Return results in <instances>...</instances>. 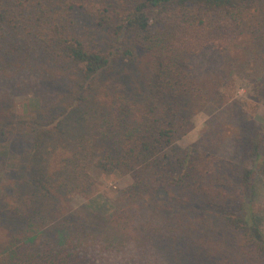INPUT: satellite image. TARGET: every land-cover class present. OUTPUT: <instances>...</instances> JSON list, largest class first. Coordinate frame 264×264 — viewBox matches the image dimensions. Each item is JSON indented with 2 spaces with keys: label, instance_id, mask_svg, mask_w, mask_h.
Here are the masks:
<instances>
[{
  "label": "rangeland",
  "instance_id": "rangeland-1",
  "mask_svg": "<svg viewBox=\"0 0 264 264\" xmlns=\"http://www.w3.org/2000/svg\"><path fill=\"white\" fill-rule=\"evenodd\" d=\"M5 7L20 9L23 19L0 38V257L17 239L24 251L48 250L65 229L68 245L85 249L100 243L105 230L111 235L121 229L118 243L100 245L105 253H96L95 264H157L142 254L129 259L133 246L145 240L132 234L133 227L149 221L144 233L164 235L166 212L176 209L170 232L189 231L192 238H182L190 243L184 241V263L177 264H264V249L213 207L216 194L236 190L246 162L248 141L238 123L264 130V12L239 30L236 47L232 41L224 62L230 69L228 102L219 108L207 102L191 117L193 128L162 150L160 159L167 158L160 173L153 165L127 167L121 158L105 162L125 144L107 130L114 108L146 106L148 52L128 35L117 36L114 25L100 24L90 0H11ZM41 10L45 16L37 18ZM62 24L86 49L110 59L96 85L44 40ZM183 101L188 115L195 102ZM261 153L264 158V145ZM252 183L245 216L264 243V178L254 172ZM93 200H100L96 211L86 206Z\"/></svg>",
  "mask_w": 264,
  "mask_h": 264
},
{
  "label": "trees",
  "instance_id": "trees-1",
  "mask_svg": "<svg viewBox=\"0 0 264 264\" xmlns=\"http://www.w3.org/2000/svg\"><path fill=\"white\" fill-rule=\"evenodd\" d=\"M8 1L5 4L0 2L2 39L7 38L6 30L7 34L11 35L12 31L16 30L17 23L23 19L22 16L18 17L20 9L8 10L5 7L11 0ZM90 1L100 24L114 25L117 36L128 35V38L142 46L149 55L150 90L146 106L143 109L134 104L121 103L114 108L107 130L112 129V136L117 140H124L125 144L120 150L114 147L111 153H116L117 156L108 154L105 162L110 164L112 160L121 158L127 167L153 165L157 166L161 173L159 163L164 164L167 158L165 156V160L160 159L162 150L170 147L177 136H182L193 128L191 117L202 111L207 102L214 101L218 108L228 102L225 91L226 85L229 86L226 82L229 81L230 69L228 64L224 65L225 59L230 54L232 41L233 47L237 45L239 30H245L250 22L264 12H261L264 0ZM43 15L45 16V12L41 10L37 18ZM42 22H45L44 19ZM65 26L62 24L52 30L44 40L49 46H54L61 57L81 66L85 79L96 85L101 75L110 69V59L107 55L86 49L80 41L68 35ZM128 53L131 51H127ZM184 99L188 101L187 106L192 105V101L195 102L188 115H184ZM114 126L117 130H113ZM238 126V129L242 130L241 136L248 141L246 162L243 163L244 168L236 190L216 194L218 203L213 204V207L221 211L231 227L242 231L245 237L264 249V243L253 235L245 216V212L251 207L248 200L253 192L254 172L264 178V158L261 153L264 130L261 125L249 126L244 121L239 122ZM197 145L198 143H195L190 147L191 151H196ZM191 151L185 155V160L190 159ZM237 190L240 195L238 198ZM208 192L207 188L205 194ZM222 201L223 203H220ZM235 201L237 210L243 211V215L233 210ZM99 204L100 200H93L86 206L92 209L91 211H96ZM175 210L168 209L167 220L163 221V228L166 225L167 231L162 233L167 235L144 233L150 228L149 221H139L134 225L132 234L145 237V240L139 243L140 239H134L136 244H139L133 246L131 251L134 252L129 259L142 254L157 264H177L181 261L184 263V241L189 240L182 238H192L189 231L173 229L170 232L177 217ZM161 229L162 226L156 230ZM108 233L105 230L100 243L92 241L85 249L76 245V242L74 245H68L70 241L65 229L57 232L58 242L47 246L48 250L34 246L30 251H24L22 242L17 239L7 247L8 252L0 257V264H95L96 253H105V250H100V245L103 242H108V245L118 243L116 238L123 230L118 229L111 235ZM175 233L178 234L174 235ZM34 241V238L24 240V244L28 246ZM127 247L128 245L125 246Z\"/></svg>",
  "mask_w": 264,
  "mask_h": 264
}]
</instances>
